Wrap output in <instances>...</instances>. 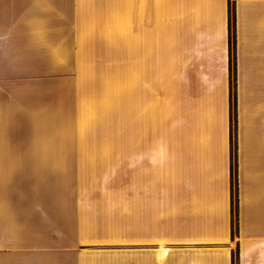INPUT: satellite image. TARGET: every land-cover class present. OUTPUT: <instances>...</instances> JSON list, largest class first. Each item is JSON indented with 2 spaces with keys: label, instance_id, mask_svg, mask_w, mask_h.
<instances>
[{
  "label": "crops",
  "instance_id": "crops-1",
  "mask_svg": "<svg viewBox=\"0 0 264 264\" xmlns=\"http://www.w3.org/2000/svg\"><path fill=\"white\" fill-rule=\"evenodd\" d=\"M71 25L66 50L0 35V264H264V0H72ZM26 46L48 69L26 71ZM124 46L118 185L123 149L95 131L120 108Z\"/></svg>",
  "mask_w": 264,
  "mask_h": 264
},
{
  "label": "rangeland",
  "instance_id": "rangeland-1",
  "mask_svg": "<svg viewBox=\"0 0 264 264\" xmlns=\"http://www.w3.org/2000/svg\"><path fill=\"white\" fill-rule=\"evenodd\" d=\"M3 18L6 19L5 22L2 21ZM0 20V35L2 33H10L11 46L14 47L20 41H23L20 43H30L34 39H43L44 45L48 44L52 48H60V50H63L64 47L66 50L68 43L72 41V0H0ZM6 42L7 39L0 37V43ZM125 49L126 47L124 46V91L122 95L117 96L118 100L116 99L117 107L120 105V108L118 111L116 110L113 118L108 113L106 125H101L95 131V133H100L106 137V142L102 143L101 148L107 145V149H116L120 150V152L123 149L121 158L116 159V163L122 162L121 171L116 177L113 176L114 179H112L114 184L117 183L118 185H126L125 183L129 182L130 179L128 158L130 150V97L128 87L129 76L126 75L129 72V61L125 57L127 56ZM31 50L26 46V53H22L25 56L22 60L25 62L24 68L26 71L32 73L38 70L48 69L51 60L50 57L44 56L43 59L35 58L34 52H30ZM231 62L233 65L234 57ZM234 76L233 69L231 82L232 155H236V116L234 109L236 87ZM127 81L128 83H126ZM60 148H67L66 143L60 142ZM108 160L113 161V158ZM107 175L109 177V173ZM236 234L237 226L235 234L233 235L234 238ZM234 264H238V253L236 250L234 251Z\"/></svg>",
  "mask_w": 264,
  "mask_h": 264
},
{
  "label": "trees",
  "instance_id": "trees-1",
  "mask_svg": "<svg viewBox=\"0 0 264 264\" xmlns=\"http://www.w3.org/2000/svg\"><path fill=\"white\" fill-rule=\"evenodd\" d=\"M230 14L232 16V22L230 25V53L232 56V60L233 61V57H234V64L236 62V30H235V19H234V11H230ZM234 80H235V87H236V75L234 76ZM237 96L235 95V103H234V109H235V116H236V98ZM236 122V119H235ZM233 135V134H232ZM233 158V167L235 169V162H236V155H232ZM234 180H235V174H234ZM233 199H232V217H233V221H232V228H233V235L235 234L236 231V226H237V204H236V195L234 194L235 192V183L233 184Z\"/></svg>",
  "mask_w": 264,
  "mask_h": 264
}]
</instances>
